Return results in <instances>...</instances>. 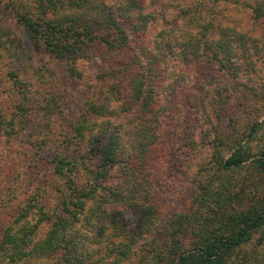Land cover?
Here are the masks:
<instances>
[{"label":"trees","instance_id":"1","mask_svg":"<svg viewBox=\"0 0 264 264\" xmlns=\"http://www.w3.org/2000/svg\"><path fill=\"white\" fill-rule=\"evenodd\" d=\"M9 2L19 26L9 30L0 23V264L53 258L56 264H230L232 254L264 228V198L254 208H237L238 196L229 189L234 182L225 174L248 162L264 173V144L254 152L250 142L264 122H253L241 135L224 131L225 120L238 117L231 93L260 38L239 29L225 7L247 4L260 19L264 0ZM30 36L65 64L70 77L95 85L82 110L57 92L48 61L26 58ZM195 62L208 74L196 75ZM66 112L73 116L64 124ZM22 142L28 158V146L53 151L57 179L25 197L12 186ZM199 144L217 147V160L199 168L191 206L161 216L147 174L160 175L169 150L183 147L188 158ZM225 148L228 155L220 152ZM90 200L91 213L84 215ZM112 203L143 211L144 225L148 218L157 222L132 230L122 213L104 219L99 210ZM6 207L16 211H6L5 223ZM92 218L94 228L100 223L111 230L103 243L108 253L101 249L94 258L79 226ZM144 231L150 239L139 243Z\"/></svg>","mask_w":264,"mask_h":264},{"label":"rangeland","instance_id":"2","mask_svg":"<svg viewBox=\"0 0 264 264\" xmlns=\"http://www.w3.org/2000/svg\"><path fill=\"white\" fill-rule=\"evenodd\" d=\"M9 1L11 0H0V23L6 26L7 29L14 30L17 26H19V23L17 21L15 11L10 7H6L5 5V3H8ZM242 1H250L252 3L260 2V0ZM225 13H227L229 17H234V19H236L235 21L237 22L239 29L242 31L251 29L254 35H258L260 37L258 40L259 43L257 46V54L253 56V59L251 58L247 60V63L242 66L241 80L239 84H235V91L231 93L232 100L230 102L232 104V109L235 111L238 117L236 118L235 122H231V120L228 119L225 120L223 123V128L224 131L227 133L229 132V137H232L241 135L242 131H248L249 127H251L252 123L255 121H258L259 123L264 122V18H253L251 8L244 3L238 4L236 6H233L232 4L226 5ZM25 48L27 59L31 60V57L33 60L40 61L41 64L45 63V61H48V66L53 69V78H58L57 81L59 83H57L58 86L56 87L58 90L57 92L61 95H64L67 102H69L70 99H72L73 102L77 100L78 104H82V110L83 103L89 97H94L95 85L94 87H90L86 82L87 79L84 81V79H74L70 77L66 72L65 64L59 60L54 59L53 61L52 58H49L48 53L45 51L39 41L31 38V36L30 38H26ZM194 64H192L189 70L195 72V67L197 69L200 67L197 70L198 73L196 75H203L207 72L203 66H200V64L196 63L197 66L195 67ZM84 65L87 66L88 62H84ZM89 67L91 68V66ZM213 73V70H209L210 75ZM89 79H91L92 83L93 81L95 82V80H93V76H90ZM95 84H97V81ZM71 113L66 112V117L64 116V124L70 122V117L73 116ZM34 120L39 123L40 117L35 116ZM31 126V130L29 132L35 133L38 128L34 125L32 127ZM23 140V142L26 144L27 139ZM23 142L20 143V147H22L21 152L23 158L17 159L18 161L20 160L22 162V165L19 167L17 166L14 169L16 171L12 179V182L14 183L12 186L19 188L21 194H23V191H25L22 196L25 197L26 195L34 194V192H36L34 190H36L38 186H52L54 182H51L57 181V179L54 177V175H52L54 157L53 151H50V148L40 151L38 148L36 149L34 147L32 148L28 146L29 152L32 151L30 154L32 157L28 158L29 156H26L27 150H25L24 145L22 146ZM204 142L206 143V140ZM250 142L253 144L254 152L259 150V147L264 144V127L261 128L260 132H258L255 138L251 139ZM228 150L225 148L224 151L223 149L219 151L228 155ZM216 151H218V148H213V144H199L194 148V150H189V156L186 158V150L183 147H179L177 149L176 146V149L173 148V150H169L171 158L162 160V166L160 167L162 168V172L160 175H156V177L152 178V176H155L154 174H147L150 176V181H152L151 190H153L154 193L157 192V198L160 197L159 199L161 203H159L162 205L161 216H164L165 213L170 215L176 210L182 212L191 206L192 200H190V197L192 192H194V188L196 187L197 179L200 177L199 173L197 174V172L200 170L199 168L201 165L206 163L211 165L217 160L214 156ZM29 162H31V164H29ZM24 164L32 165V167L27 168ZM162 174H165V178L162 177ZM225 175V179L228 182H234V184H229V189L238 196V201L235 203L237 208L244 210L260 205V202L264 198L263 172L255 170L252 164L248 162L246 165H244V167L238 168L232 172H228ZM5 192L6 190L3 191V195L7 193ZM50 199H53L52 195L48 196L49 201ZM162 201L164 204H162ZM93 203L94 201L92 200L87 203L88 205L84 215L91 213L89 207ZM7 207L2 214L5 223L9 221L11 213L16 211L11 209L12 207ZM7 210H10L11 213L6 212ZM99 211L103 212L101 217H104V219L109 218L110 213L113 212H116L117 214L122 213V215L124 214L126 219H129L128 222L129 225H132V230L137 228L143 230L148 225L155 226L154 224L157 222V220L154 221L153 218H148L146 219V224L144 225V222L141 219L143 211L135 210L133 207H120L117 205V203L110 204L107 209L105 206H102ZM82 220L83 221L81 222L84 223H79V226L86 234L87 238L84 241H86V245L88 244L89 251L93 253L92 257L94 258L99 256V251H101V249H103L102 251H105L102 253H108L106 247L104 246L105 244L103 243L105 240L104 238L111 236V230L106 227L104 228V225L100 223H97V226L94 228L91 224L94 221L93 218L92 220ZM139 225L141 226L138 227ZM46 227L47 226H45L44 229H46ZM148 228L149 227H147V229ZM97 232L99 233L98 235H100V237H97ZM138 233L140 234V232ZM140 236L139 243H143L145 239H150V232L144 231V234H140ZM112 237V240L115 238L120 239L114 236ZM98 238L102 239L101 242H99ZM230 260V264H264V228L257 230L249 242L239 247L232 254ZM53 263L56 264V259L54 258L50 259L47 264ZM25 264H29V262ZM125 264H127V262Z\"/></svg>","mask_w":264,"mask_h":264}]
</instances>
